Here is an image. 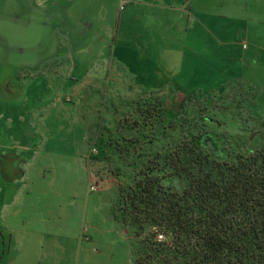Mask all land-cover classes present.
<instances>
[{"label":"rangeland","instance_id":"1","mask_svg":"<svg viewBox=\"0 0 264 264\" xmlns=\"http://www.w3.org/2000/svg\"><path fill=\"white\" fill-rule=\"evenodd\" d=\"M97 2L92 0L91 4ZM114 3L115 0H101L103 8L116 11L114 25L117 35L107 47L112 59L109 52L97 61L93 58L94 50L100 46L92 42L95 37L91 33L97 28V21L93 20V25L83 37L82 50L77 52L80 56H70L65 60L62 75H53L52 70L46 74L39 69L26 71L28 82L25 86H30L20 94L5 88L1 81L6 77L5 73L25 62L36 60L50 49L45 42L44 45L31 44L22 35L23 32L17 34L12 31L8 27V14L0 18V148L10 149L5 154L0 153V164L10 160L18 164L20 155L14 152L18 153L24 145L30 146L31 142L33 146H38V150L32 146L31 153H28L33 161L31 175L35 187L44 188L50 193L53 186L59 194L62 192L66 210L71 206L79 208L82 214L80 264H134L133 248L137 239L134 230L112 215L118 180L133 163L142 162L149 154L163 149L168 142L178 138L184 131L176 124L179 119V122H185V129L189 130L194 127L192 121L205 122L208 129L225 133L239 150H245L247 144L259 141L260 131L252 139L249 138L250 128L257 126L254 116L264 113V17L260 14L256 20H241V24L224 17L215 22L210 17L205 18L210 23L209 27L224 38V44L216 43L217 40L211 38L203 44L202 27L197 22H192L189 33H186L184 28L168 27L145 13H141L139 20L136 16L125 20L124 12L130 13L131 4L127 5L129 10L128 7L121 10ZM116 3L118 6V1ZM142 7L147 9L146 5ZM213 7L209 6L208 9ZM248 8V12L254 8L251 0ZM118 10H121V18ZM155 12L161 13L160 10ZM205 15L215 17L213 14ZM205 15L200 14L201 17ZM244 24L248 26L245 40ZM191 45L203 51L206 58L203 62L210 66L209 70H205L199 59L190 63L188 55ZM101 46L104 48L105 44L101 43ZM170 47L177 49L169 50ZM204 47L206 50L216 49L210 52L213 55H207L209 50L205 51ZM250 53H254V58L246 56L247 61L240 60V57ZM100 61L111 63L109 75L85 74L92 72L95 63ZM77 62H80L79 65ZM221 63L225 68L240 63L243 66L234 69L237 74L241 72L245 76L220 75ZM73 65L75 69L72 71L70 68ZM214 65H217V69H214ZM194 70L202 73L195 75ZM217 74L218 78L215 79ZM37 77L38 81L33 82ZM90 78L98 90L91 89L93 86L88 84ZM238 78L247 82L246 85L243 83L244 89L235 84ZM74 82L84 84L79 92L80 97L72 90ZM231 84L243 90V94L238 96V90H233ZM195 85L197 90L209 89L213 96L212 103L207 105L205 111L196 110L205 104L202 100L192 103L195 100L192 97ZM221 91V95H217ZM55 93L62 97L58 104H53L51 99ZM159 95L168 100L167 104L174 112H178L174 113L171 125H168L167 116L161 121L158 118L162 117L155 114L151 117L152 121L145 122L146 117L139 112V106L153 102L155 96ZM242 96L244 101L240 102ZM47 98L51 102L49 106L47 102L48 108L40 107L41 99ZM17 101L26 107L22 108ZM185 102L188 104L182 108ZM199 111L213 120H200ZM36 112H41L43 118ZM21 115L26 116V121H21ZM163 124L166 127L162 133L160 129ZM137 125L150 134L152 142L139 137L133 145L124 147L123 152L108 142L137 137ZM242 125L248 127L247 131L241 130ZM44 166L51 168L47 170L48 178L41 177L39 172ZM91 183L96 189H89ZM37 193L33 191V196ZM70 199L74 206L70 204Z\"/></svg>","mask_w":264,"mask_h":264},{"label":"trees","instance_id":"2","mask_svg":"<svg viewBox=\"0 0 264 264\" xmlns=\"http://www.w3.org/2000/svg\"><path fill=\"white\" fill-rule=\"evenodd\" d=\"M236 83L240 89L247 84L239 78ZM232 85L239 96L243 90ZM192 90V103H205L196 110H207L213 101L209 89ZM167 101L159 95L139 106L144 121L155 114L161 121L167 116L171 125L178 112ZM200 111V120H213ZM254 117L257 126L250 128L249 138L260 131L259 141L245 150L205 122L192 121L189 130L179 119L176 124L184 131L178 138L124 171L112 215L134 230V264H264V113ZM136 127L137 137L108 142L123 152L139 137L153 141L143 127ZM247 129L242 125V131Z\"/></svg>","mask_w":264,"mask_h":264},{"label":"crops","instance_id":"3","mask_svg":"<svg viewBox=\"0 0 264 264\" xmlns=\"http://www.w3.org/2000/svg\"><path fill=\"white\" fill-rule=\"evenodd\" d=\"M91 2L92 0H0V18L8 14V27L12 31L17 34L23 32L22 35L27 37L26 39L31 44L44 45L45 42V46L50 49V51L40 54L36 60L33 61L30 58L32 61L18 65L5 73L6 77L1 81L6 89L10 88L16 94H20L28 88L30 85L25 86L28 82H26V71L39 69L43 74H46L52 70L53 75L58 73L62 75L66 65L65 60L70 56L74 58L75 55L80 56V53L77 52L82 50L83 37L86 36L87 29L93 25V20L97 21V28L91 33L95 37V41L92 42L100 44L94 50L93 58L97 61V59L106 56V53L109 52L107 47L117 35L114 25L116 11L112 12L106 7L103 8L101 0H98L96 4H91ZM251 2L254 3V8L250 12H248L250 0H115L114 5L122 10L131 4L130 13L124 12L125 20L130 16L134 18L136 16L139 20L142 18L141 13H145L152 20L159 19L168 27L184 28L186 33H189L191 23L197 22L202 27L201 42L203 44L208 38L217 40L216 43L224 44V38H221L209 27L210 23L208 24L205 18L210 17L212 22H215L224 17L235 23L247 19L256 20L258 14L263 18L264 0H251ZM121 4L123 5L121 6ZM143 5H146L147 9H143ZM212 5L215 7L208 9ZM121 10H118L120 18ZM155 10H160L161 13L155 12ZM200 14H213L215 17L209 15L201 17ZM242 28L244 29L243 40H245L248 36L247 24H244ZM225 41L229 43V41ZM230 42L232 43V41ZM101 43L105 44L104 48ZM79 44L81 45L79 46ZM189 47L191 52L188 55V60L190 63H195L199 59L205 70H209L210 66H206V63L203 62L206 61L203 51L194 45ZM246 48H248L247 44ZM171 49L176 51L177 48L170 47L169 50ZM215 49H207L209 50L207 55H213L210 52H214ZM207 50L205 49V51ZM108 54L112 59L111 52ZM253 54L243 55L240 60L247 61L246 56L253 57ZM220 59H222L221 56ZM79 63L77 62V65ZM219 65L222 70L220 75L239 77L243 75L241 72L237 74V70L234 69L242 67L243 65L240 63L233 64L234 66L228 68H225L222 63ZM111 67V63L100 61L95 63L92 72L85 74L106 76L109 75L108 71L112 69ZM70 69L73 71L75 65ZM214 69H217V65H214ZM194 73L200 76L199 74L202 72L194 70ZM217 78L218 74L215 76V79ZM38 79L37 77L33 82ZM73 84L72 90L76 91L79 96L84 84L75 82ZM88 84L93 86L92 90H98L92 84V78L88 80ZM51 99L53 104L62 101L59 93H55ZM47 102L49 106L50 98L41 99L40 107H45ZM18 104L22 108L26 107L22 102H18ZM36 113L38 114V112ZM38 115L42 117L41 112ZM20 119L26 121V116L21 115ZM33 145L34 143L31 142L30 146L24 145L19 148L18 153L14 152L15 155H20L21 161L18 164L14 160L0 164V264H80L83 247L82 214L78 210L79 208L75 209L70 206L69 210H66L62 192L59 194L53 186L51 187L53 192L50 193L44 188L37 189V186L35 187V180L31 175L33 161L31 155L28 154L35 147ZM37 148L38 146L34 150H38ZM9 151L10 149L6 147L0 148V153L5 154ZM47 170L49 171L51 168L48 169L47 166H44L39 170L42 174L41 177L48 178ZM33 191L38 193L33 196ZM69 201L74 206V202L71 199Z\"/></svg>","mask_w":264,"mask_h":264},{"label":"built area","instance_id":"4","mask_svg":"<svg viewBox=\"0 0 264 264\" xmlns=\"http://www.w3.org/2000/svg\"><path fill=\"white\" fill-rule=\"evenodd\" d=\"M122 5H123V4H121V6H122ZM94 152H97V150L94 149ZM89 189L93 190V189H96V187H95L94 184H90V185H89Z\"/></svg>","mask_w":264,"mask_h":264}]
</instances>
